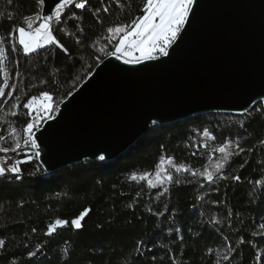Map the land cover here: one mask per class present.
Masks as SVG:
<instances>
[{
	"label": "trees",
	"instance_id": "obj_1",
	"mask_svg": "<svg viewBox=\"0 0 264 264\" xmlns=\"http://www.w3.org/2000/svg\"><path fill=\"white\" fill-rule=\"evenodd\" d=\"M144 2L87 0L83 10L69 5L61 22L58 25L53 22L54 35L67 51L51 45L25 55L18 44V51H12L10 33L19 26L26 28L29 19L34 22L33 26L38 24L37 0H11V4L8 0H0V13H3L0 42L5 46L0 56V86H4L6 79L8 81L5 94L0 96V137H3L0 147L12 148V141L20 136L28 122V110L23 108L27 98L47 91L54 97L52 102L59 105L105 58V52L115 50L122 34L108 33L107 28L128 24L142 15ZM104 8L108 11L104 12ZM96 9H100L98 16L93 15ZM73 15L77 18L71 19ZM101 48L105 52H100ZM12 84H16V89L10 98L6 93L13 91ZM17 97L20 105L14 108ZM261 108H264L262 102L247 114H198L151 125L135 143L110 161H82L50 173L35 159L20 165L23 169L20 181L0 180V238L7 241L0 251V257L5 258L0 264H7L14 252L20 264H25L20 255L23 246L31 244L34 247L37 242H45L46 225L57 219L68 221L69 226L58 229L59 235L54 239L59 240V244L49 245L44 250L47 257L41 259L40 264H149L152 255L157 257L156 264H171V253L160 248L145 253L142 247L140 258H137L136 246L141 239L148 247L166 245L175 252L181 264H216L217 253L227 248L228 241L222 240L224 236L237 249L230 264H258L257 254L264 253V229L260 228L264 223V195L259 197V206L255 199L256 182H264V144L261 143L264 141V111H260ZM13 112L18 114L13 116ZM237 137L239 146L245 151L231 158L224 173L229 179L219 181L216 186L201 191L195 182L172 185L170 194L156 202L155 192L151 196L148 194L146 181L129 179L132 173L139 177L147 172L154 177L158 165L174 176L178 174L173 165H183L197 173L205 168L211 171L221 158L217 149L231 139L226 150L236 152ZM241 165L245 166L241 168ZM236 175L240 176V183L231 180ZM182 179L191 180V174L185 173ZM138 191L142 192L139 198L135 195ZM197 196H204V200H197ZM225 198V204L213 206L210 203ZM149 200L153 201L154 211L163 212L165 202L170 206L169 211L164 216H149L144 210ZM129 204H135V209H129ZM173 208L175 212L171 211ZM85 209L90 211L82 220L83 228L76 230L71 227V220ZM229 211L233 213L231 227L227 218ZM140 216L142 221L137 219ZM213 216L223 221L219 234L208 224ZM97 225H103V230ZM33 227L36 233L31 232ZM169 227L175 229L173 234H168ZM157 228L162 231H154ZM191 231L200 233L199 237H191ZM241 236L243 244H239ZM65 247L69 250L67 256L64 255ZM208 249H211L210 255Z\"/></svg>",
	"mask_w": 264,
	"mask_h": 264
},
{
	"label": "water",
	"instance_id": "obj_2",
	"mask_svg": "<svg viewBox=\"0 0 264 264\" xmlns=\"http://www.w3.org/2000/svg\"><path fill=\"white\" fill-rule=\"evenodd\" d=\"M91 72L37 132L47 173L113 160L151 125L250 110L264 93V0H196L169 56L135 65L107 56Z\"/></svg>",
	"mask_w": 264,
	"mask_h": 264
},
{
	"label": "snow or ice",
	"instance_id": "obj_3",
	"mask_svg": "<svg viewBox=\"0 0 264 264\" xmlns=\"http://www.w3.org/2000/svg\"><path fill=\"white\" fill-rule=\"evenodd\" d=\"M11 4V0H8ZM196 0H145L143 7L141 9L142 15H138L133 18L128 24H117L115 27H108L107 32L112 34H122L119 36V43L115 44V50L111 52H105L104 48L99 49L100 52H105V57L114 56L118 60H122L124 64H141L144 61H154L158 60L160 57L169 56V49L177 42L178 37L181 35L182 29L185 28L186 23L190 20V13L194 14V3ZM87 0H82V2H76V0H58L54 3V7H49L46 3V0H37V6L39 11L35 14L36 21H38V26L33 27V21L29 19L27 22V30L24 26H19L18 29H13L10 33L12 37V51H18L17 44L22 48V52L27 55L30 53H35L38 49H44L46 46L55 45L65 52L67 49L63 44L57 39L54 35L53 22L57 25L61 22L62 14L64 10L69 6L73 5L76 9H85ZM47 10V14H46ZM104 12H107L108 9L104 8ZM100 9H96L93 15H99ZM0 16H3V13H0ZM75 15L71 19H76ZM82 19V17H81ZM18 31V40L16 39V33ZM61 31H63L61 29ZM71 35V33H67ZM5 52V46L0 42V56ZM99 60V57H97ZM18 75V74H17ZM88 76L92 75V72L89 71ZM41 83H46V81H41ZM8 85L7 79L5 80L4 86H0V96H3ZM13 91H7L6 95L8 97H13L14 91L16 89V84L11 85ZM73 93L69 92L68 95L71 96ZM37 99L43 101V103L37 105ZM54 97L47 91L41 92L39 97L32 96L27 98V101L23 103V108L28 110L26 117L28 122L23 127V135L17 137L16 140H13L12 143L16 146L14 148H0V152L8 153L13 152L18 156L24 157L23 159H17L14 163H11V166L5 167L3 164H0V180L5 182L9 181H20L23 178V169L20 165L29 163L31 161L40 160V144L38 143L39 136L37 132L43 125L45 121L52 120L53 112L59 110V106L56 103H53ZM264 100V93L260 94L256 98L250 107H255L256 104ZM20 105L19 97H17V103L13 105L14 108H18ZM35 105V108H34ZM264 111V108L259 109ZM233 111L241 112L247 114L249 112V107H241L233 109ZM18 113L13 112L12 115L16 116ZM152 123H156L153 121ZM243 127V125H241ZM208 130L206 129L205 132ZM15 135V132H13ZM215 137H213L214 139ZM3 139V137H0ZM22 140V144L20 141ZM232 143L231 139L226 140V142L220 146L217 151L221 154V158L217 161L215 166L209 171L205 168L202 172L197 173L190 168H185L183 165L175 166L173 165L174 172L178 175H175L171 172H165L162 167L157 166V170L153 176H150L149 173L145 172L141 176H137L135 173H132L129 179L131 181H146L147 189L149 196L155 192V201H161L165 196L170 194L171 186L176 185L180 186L182 184H192L195 182L200 186L201 191L206 187L216 186L219 181H224L229 179L225 175L226 167L230 163L231 158L235 155H240L245 151L244 148L239 146V137L236 139V152L227 151L229 145ZM264 144V141L261 142ZM199 147V146H197ZM247 151L251 152L253 149H248ZM196 153L194 152L193 155ZM99 160L103 161L106 159L104 154H100L97 157ZM245 165H241L243 168ZM185 173H190L192 179L185 180L182 179ZM34 174V173H33ZM231 180L240 183L241 178L239 175L231 177ZM258 190L255 193L256 206H259L261 195H264V182L257 181ZM219 191L218 187L215 189ZM136 197L139 198L142 196V192H136ZM197 200L203 201L204 196H197ZM213 206L219 204L227 203L225 198L222 201H211ZM153 201L149 200L148 205L144 209L147 211L149 216L155 217L156 215L164 216L165 213L169 211V204L165 202L163 205L164 211L159 212L153 210L152 207ZM135 204H129V209H135ZM89 209H85L79 214V216L71 220V227L76 230H81L83 228L82 220L89 212ZM172 212H175V209H171ZM233 213L229 211L227 213V218L229 220V227H231V217ZM139 220H143V217H137ZM171 222L175 224V217L171 218ZM111 223V222H110ZM129 224L132 223L131 220L128 221ZM208 224L213 226V230L218 234L223 230L221 225L223 221L216 216L211 217L208 221ZM68 221L64 219H57L55 223H49L46 225L44 231V237L47 238L45 242H37L34 247L31 244L23 246V251L20 253L21 257L24 258L25 264L31 262V264H40V260L47 257V252L44 250L49 247V245L56 246L59 244V240L54 238L59 235L58 229L68 227ZM98 228L103 230V225H97ZM260 228L264 229V223L260 224ZM154 231H162V229H155ZM175 231L174 228H168V234H173ZM32 233H36L37 229L33 227L31 229ZM191 237L198 238L200 233L195 231L190 232ZM253 236L256 234L253 233ZM181 244H183V236H181ZM223 241H228L227 248L225 252L217 253L219 259H217L216 264H230L231 259L235 255L237 249L232 247L231 241H229L227 236L222 237ZM7 241L5 238H0V251L3 250V246L6 245ZM244 243V237L241 236L239 244ZM145 248V253L154 252L157 248L163 249L166 252L171 253L170 261L171 264H181L180 261L176 259V254L170 248H167L164 244H157L153 247H148L146 241L139 240L137 243V258H140L139 249ZM209 255L211 254V249L207 250ZM69 254L68 248H64V255ZM17 253H12L11 259L7 261V264H20V261L17 260ZM5 259L0 257V260ZM156 255H152L149 260V264H156ZM163 259V258H162ZM258 264L260 261H264V253L257 254Z\"/></svg>",
	"mask_w": 264,
	"mask_h": 264
},
{
	"label": "built area",
	"instance_id": "obj_4",
	"mask_svg": "<svg viewBox=\"0 0 264 264\" xmlns=\"http://www.w3.org/2000/svg\"><path fill=\"white\" fill-rule=\"evenodd\" d=\"M22 144V140H21ZM6 148V147H5ZM19 159L18 155L13 152L3 153L0 152V164H3V166L8 167L11 166V163H14L15 160Z\"/></svg>",
	"mask_w": 264,
	"mask_h": 264
},
{
	"label": "rangeland",
	"instance_id": "obj_5",
	"mask_svg": "<svg viewBox=\"0 0 264 264\" xmlns=\"http://www.w3.org/2000/svg\"><path fill=\"white\" fill-rule=\"evenodd\" d=\"M27 25V24H26ZM36 26H38V24L36 25ZM36 26H33V27H36ZM17 29H18V27H17ZM26 30H27V26H26ZM16 38H17V40H18V31H17V33H16ZM40 96V95H39ZM39 96H36V97H39ZM41 103H43V101L42 100H40V99H37V105H39V104H41ZM262 105H263V107H264V100H262ZM34 108H35V105H34ZM55 114V112H53L52 113V116ZM11 131H14V129H12ZM23 135V130H21L20 131V136H22ZM20 143H21V141H20ZM16 145L14 144V146H12V148H14ZM0 148H2V147H0ZM3 148H5V146H3ZM19 157V156H18ZM20 159V158H19ZM155 174V173H154Z\"/></svg>",
	"mask_w": 264,
	"mask_h": 264
}]
</instances>
